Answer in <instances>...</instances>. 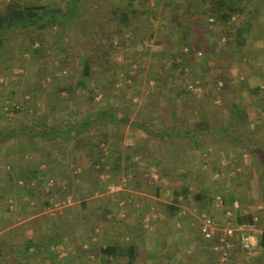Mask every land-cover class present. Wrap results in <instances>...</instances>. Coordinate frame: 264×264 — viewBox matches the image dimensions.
Segmentation results:
<instances>
[{"label": "crops", "instance_id": "0c3cea01", "mask_svg": "<svg viewBox=\"0 0 264 264\" xmlns=\"http://www.w3.org/2000/svg\"><path fill=\"white\" fill-rule=\"evenodd\" d=\"M197 11L193 8L191 12ZM238 19L235 17L234 22ZM203 28L194 36V48L202 53L204 61L209 56L208 70L211 71V61L231 57L226 50L227 34L219 25ZM253 39L249 52L232 64L230 104L210 106L201 101L197 108L195 104L192 106L200 116L205 110L209 112V129L193 139L183 140L172 150L157 152L152 141L140 130L141 122L135 117L127 124H119L117 134L109 129L111 125L102 128V133L108 134L109 142L115 144L114 152L105 151L113 161L110 159L106 163L107 160L102 159L105 163L102 176L110 178L106 187L103 183L104 193L94 185L83 196L84 200L76 201L54 215L42 217L43 220L37 214L53 205L46 202L35 208V200L24 198L23 188H31L35 182L29 181L28 172L25 177L21 171L38 170L45 175L56 173L59 178H67V172H72L73 176L83 174L89 166L86 163L81 166L76 160L65 164L62 148L47 139L37 140L40 142L38 151L44 150V156L40 153L44 160L24 163L22 168L20 160L24 157H19L14 165L19 170L14 177L15 183L6 191L9 211H2L0 217V247L6 242V249L0 248V264H126L124 259L103 257L98 250L129 244L136 247L135 264H215V259L222 264H264L261 243L264 235V26ZM257 87L262 91L256 96ZM108 93L105 92L106 97H109ZM202 94H199L201 98ZM109 107L117 106L99 105L92 111L96 115ZM68 108L56 104L46 106L45 110H40L46 119H39L35 124L41 128L63 129L80 122L81 119L75 118L78 109ZM185 111H188V105ZM198 121L200 119L191 114L185 129ZM14 125L21 129L29 125V121L21 120ZM89 130L81 134L100 140L102 135L98 131ZM127 141H132L134 146L127 149ZM16 142L26 144L29 137L24 134L11 143ZM46 145L49 151H46ZM177 177L179 180L174 179ZM125 179L128 180L126 184ZM113 186L119 190L112 193L110 188ZM186 190L187 197L176 196ZM198 196L201 198L197 199ZM248 214H253L259 221V231L252 237L255 255L247 257L244 254L240 233L236 232L234 248L227 262H223L218 249L221 228L236 224L239 215ZM206 216L215 219L219 227L212 241L201 235ZM51 222L55 225L52 230ZM59 244L70 248L64 262L59 261L58 254L52 250Z\"/></svg>", "mask_w": 264, "mask_h": 264}, {"label": "trees", "instance_id": "16d2710c", "mask_svg": "<svg viewBox=\"0 0 264 264\" xmlns=\"http://www.w3.org/2000/svg\"><path fill=\"white\" fill-rule=\"evenodd\" d=\"M186 3L190 4L186 6ZM93 5L88 4L86 0H66L64 9L46 2L33 5L8 3L5 9L0 11V63H2L7 51L9 49L12 51L11 38L13 34L20 36L27 30L32 34H42L54 28H58L60 32L63 30L65 32L64 28L73 27L77 21L84 18L81 11H97V26L90 29L93 49L88 48L83 54H80L72 48L75 51L73 53L74 58H71L70 55H66L59 61L53 58L52 67L54 70L57 68L63 71L70 70V72H65L66 83L63 86H58V97L55 104L61 103V99H64L61 96L67 94L65 99L67 102L71 101H69V107L75 108L77 103H75L74 97L76 95H90L94 100L97 95L95 94L96 87H91L90 83L96 82L93 83L94 86L100 85L96 77L99 71L107 75L111 73V76L127 71L124 68L126 63L120 64L118 61L122 54V46H126L122 44V39L125 36L136 47L143 48L145 42H153L154 45L162 47V51L155 53V56L162 62L157 66V70L152 72V75L158 77L159 80L155 83L157 84L155 89L149 93L144 107L136 115L138 118L141 114L145 116L144 120L138 119L141 122L140 130H143L148 139L152 141L153 148L157 152L172 150L183 140L193 139L203 130L209 129L207 126L209 112L205 110L203 116H200L192 107L194 106L192 101L196 99L193 94H199L191 89L184 87L175 89L171 86L173 84L177 86L181 82V78L188 75L189 59H193L198 53L194 48L195 34L199 35L205 29L203 27L211 25H219L223 33L226 32L225 34H227L226 50L231 57L211 61L213 66L210 67V70L213 75L210 74L205 78L201 76V83L193 84L196 87L202 86V98L205 96L207 98L216 97L218 104L222 107L227 103L230 104L228 94L232 88V64L247 53L253 38L258 37L264 26V0H116V2H106L105 10H102L96 1L93 2ZM198 7H200L199 11H197ZM193 8L197 12H191ZM103 11L108 12L104 13ZM155 11L162 12L163 15L160 20L156 18ZM235 17L239 18L236 22H234ZM211 19L214 22H209ZM153 20L158 23L163 32H167L161 40L156 39ZM118 39L120 44L115 43ZM30 53L37 56L41 50L31 49ZM146 54L148 51L143 52L144 56ZM123 55L128 58L126 53ZM209 61L210 58L207 56L205 63ZM74 63L77 64L73 65ZM126 65L131 66L133 63ZM111 78L108 75L107 81H110V84H115ZM132 78L135 79V77ZM206 78L212 79L208 83ZM261 91L262 89L257 87L254 95H259ZM162 98L165 99V102L167 101L166 104L162 103ZM187 105L188 117L185 114ZM4 108L0 104V120H2V114L5 115L11 110L20 113L19 108L9 107L7 110ZM67 109L69 108L67 107ZM119 112L118 107H109L96 115H92L90 112L85 115L79 113L75 118L81 119V121L68 125L66 128L63 127V129L57 127L41 128L34 122L18 129L16 125L9 123L0 129V164L15 169L14 165L18 154L37 152L40 144L37 140L45 141L47 139L65 151L64 159L67 164L73 160L81 163L84 160L89 161L90 169L84 170L83 174L76 175L75 179L99 178L104 173L105 168L102 159H106V163L112 159V157L109 158L105 155V151L107 149L110 152L115 151V144L109 142L108 134L102 133V128L111 125L112 128L109 129L112 133L117 134L119 124H127L131 120V114ZM191 114L196 119H200V122L198 121L191 128L185 129ZM88 128H90V132L98 131L102 135L100 140L95 141L93 136L81 134L86 132ZM24 134L29 137L28 145L22 142L11 143ZM73 135L74 138H70ZM97 166L99 169H96ZM5 167L0 166V208L7 213L9 205L6 202L8 194L6 191L10 184L15 183V178L11 171L6 173ZM27 172L29 173V181L37 182L41 176L38 170L31 169L25 172L21 171V175L27 177ZM164 175L168 177L166 174ZM41 182L44 181L41 180ZM23 191L26 192L29 199L36 196L35 188H23ZM181 194L187 197L188 190L178 193L176 196ZM200 198L201 196L197 197V199ZM254 221L255 216L253 214L239 215L236 224H253ZM261 243L264 249V235ZM3 248L6 249L4 246ZM98 253L103 257H111L115 260L124 259L127 261L126 264H135L137 260L136 247L133 244L101 248ZM214 263L222 264L217 259Z\"/></svg>", "mask_w": 264, "mask_h": 264}, {"label": "rangeland", "instance_id": "374dc122", "mask_svg": "<svg viewBox=\"0 0 264 264\" xmlns=\"http://www.w3.org/2000/svg\"><path fill=\"white\" fill-rule=\"evenodd\" d=\"M88 4L93 5V2L96 1L99 3V6L102 10H105V3L106 2H116V0H86ZM48 3L53 6H57L59 8L64 9L66 7V0H0V11H3L8 3H15V4H41V3ZM89 6V5H88ZM85 9V8H84ZM81 15L84 17L81 19V21H77L75 23V26H67L65 29V32H60L58 28H54L53 30H49L46 33H39V34H32L28 30L23 32L22 35H15L13 34V37L11 38V47L12 51L9 49L7 51V54L2 60V63H0V104L2 107L7 110L9 107H15L16 109H20V113H15V111L11 110L10 112H7V114H2V120H0V129L4 128L5 126L10 124H15L16 122H21V120L29 121V124H32L33 122L36 123L40 120H44V113L40 110H45L46 106L54 105L56 102V99L58 97V86H63L67 79L64 78L65 72H70V70L63 71L61 69H55L52 67L54 64L53 58L56 60H62L66 55H70L71 58L73 57V53L76 51L77 53L83 54L85 50H88V48L93 49V42H92V36L90 34V29L92 27L97 26V11H81ZM104 13H107L108 11H103ZM156 18L160 20L162 17L161 11H155ZM87 16V18H85ZM66 19V18H65ZM157 21V20H156ZM154 26L153 30L156 32V39L161 40L163 39V36L167 33L163 32L158 23L154 20L152 21ZM85 30V31H84ZM220 35V33H217ZM117 44H120L119 39L116 40ZM122 44H125L126 46L121 48L122 54L119 56L118 61L120 64L123 63H133V65L129 66L126 65L124 67L127 71L122 72L118 75L111 76V73L109 77L112 79V81H115V84H110V81H107V74L99 71L97 73V80L100 82L99 86H94L96 83H90V86L95 88V94H97L94 98L90 95H76L74 97L75 103H77L75 109H78V113L81 114H88V112L94 110L93 108L99 107V105H105L109 106V104L116 105L118 109L120 110L119 113H128L131 114V119L144 120V115L141 114V116L138 118L136 115L138 114V111H140L149 96V93L155 89L157 81L159 80L158 77H155L152 75V72L157 70V66L159 63L162 62L161 59H159L157 56H155V53H159L162 51V47L156 46L153 44V42H145L144 47H136L132 41L129 40L127 36H125L122 39ZM139 44V43H138ZM143 45V44H142ZM74 48V50L72 49ZM148 50H145V49ZM31 49H40L41 53L39 55H32L30 53ZM143 49V50H142ZM222 49H224L222 47ZM144 51H148V54L146 56L143 55ZM249 50L247 51V53ZM124 53L128 55V58L124 57ZM223 53H225L223 51ZM246 53V54H247ZM264 53V51H263ZM226 54V53H225ZM203 60L202 53L199 54V52L195 55V57L192 59H189V67L188 75L181 78V82L177 84H173L175 89H181L182 87L186 89H190V86H193V84H199L201 83V76L207 77L208 75H213L212 71L208 70V63H205ZM224 57H221V59ZM226 59V58H224ZM211 65H213L212 62H210ZM77 63H74L73 65H76ZM51 65V66H50ZM7 68V69H6ZM10 68V69H8ZM46 70V73H45ZM46 76V77H45ZM215 76H217L215 74ZM132 77H135L133 79ZM214 78V77H212ZM207 79V82L209 83L212 79ZM184 79V81H182ZM59 80V81H58ZM197 94L203 93V88L200 86H197ZM108 91V96L105 97V92ZM195 92V91H194ZM196 96V99H193V103L195 104V108H197L199 105H201V101L203 103H207V105H214L217 104V98L211 97L207 98H201V96L193 94ZM68 95L63 94L61 97H64V99H61V103L56 104L58 106H64L69 107V101L67 102V99H65ZM193 96V97H195ZM97 98V99H96ZM49 99H51L49 101ZM73 99V100H74ZM106 99H109L107 101ZM246 99V98H245ZM111 100V101H110ZM247 100V99H246ZM54 101V103H53ZM71 102V101H70ZM248 102V100H247ZM162 103L166 104L165 99L162 98ZM196 103H198L196 105ZM212 103V104H211ZM90 105V106H89ZM27 110H30L28 113ZM37 110V111H36ZM40 111V112H39ZM84 111V113H83ZM189 111V110H188ZM185 112L187 113L189 112ZM130 112V113H129ZM95 113L92 111V114ZM226 116V114L224 113ZM89 116V115H88ZM41 117V118H40ZM188 117V115H187ZM64 117L60 118L63 119ZM227 119V117H225ZM40 119V120H39ZM66 120V119H65ZM28 145V143H26ZM127 145V146H126ZM126 148L128 149L130 147H133L134 144L132 141H127ZM51 144L49 145V147ZM17 147V146H16ZM178 147V146H176ZM46 151H49L48 146H45ZM50 149H53L50 147ZM130 149V148H129ZM42 150V146H41ZM42 151L32 152V153H23L18 154L17 160L19 157L23 156L24 160L21 161L22 168L24 167V163H35L39 161H43L44 158H41L42 155L44 156V150L42 152V155L40 154ZM22 157V158H23ZM21 159V158H20ZM16 160V161H17ZM46 160V159H45ZM33 161V162H32ZM37 162V163H38ZM63 162L66 161L63 159ZM50 163V161H49ZM51 163L54 164L52 161ZM87 164V166L90 167L89 161L85 160L81 164ZM60 164V161L58 162ZM85 164V165H86ZM1 167H5L4 164H0ZM6 168V173L10 172L12 173L13 177H16V173L19 171L18 168L13 169L12 167ZM21 168V169H22ZM90 169V168H89ZM24 170V169H23ZM68 170V168H67ZM8 171V172H7ZM41 176L37 182L34 183V186L32 188H35L36 190V196L33 197L32 201L35 200L36 207L43 206L46 202L50 203L52 206L51 209L46 208L43 211H40V214H37L40 216V219L42 217H48L49 215H54L55 212L58 210L71 206L74 202H80L83 199V196L91 190L94 185L98 186V190L105 191V187L107 186V181L109 179H105V176H100L99 178H81V179H75L71 175L72 172H67V178L65 177H58L57 174H53L51 176L45 175L40 173ZM19 177V176H18ZM64 178V179H63ZM114 178V177H113ZM176 180H179V178H174ZM44 181L41 182L40 181ZM62 180V181H60ZM25 183L24 179H21ZM63 181L67 182L63 183ZM52 183V184H51ZM75 183V184H74ZM103 183L105 187L103 186ZM52 185V186H51ZM66 187V190H63V188ZM30 189V188H27ZM104 193V192H103ZM23 194L25 195V199H28V196L25 191H23ZM93 201H96L94 199ZM92 205V204H91ZM33 210V209H32ZM2 211L4 209L0 208V217H2ZM35 211V210H33ZM65 212V211H64ZM36 213V212H34ZM28 215V213L26 214ZM52 217V216H51ZM43 220V219H42ZM41 220V222H42ZM54 221V220H52ZM47 225V224H46ZM52 228L55 226L51 222ZM41 227H43V224H41ZM40 227V228H41ZM71 227V226H70ZM68 227V228H70ZM6 242L3 243V246L5 247ZM1 244V247H3ZM54 253H57L59 256V261L64 262V260L68 257L67 253L70 252V248H68L66 245L59 244L57 246H54L52 248ZM66 261V260H65ZM96 264V263H95Z\"/></svg>", "mask_w": 264, "mask_h": 264}, {"label": "built area", "instance_id": "2783aa9c", "mask_svg": "<svg viewBox=\"0 0 264 264\" xmlns=\"http://www.w3.org/2000/svg\"><path fill=\"white\" fill-rule=\"evenodd\" d=\"M192 91L197 92L198 87L190 86ZM128 182L127 179L124 180V184ZM52 184V183H51ZM52 186V185H51ZM119 187L113 186L110 188V191L117 192ZM219 203L222 204V200L219 198ZM259 221L256 219L253 224H243V225H228L221 228V236L219 238L218 246L221 250V260L224 262L231 250L234 248V237L235 233H240V247L243 250L244 254L247 257H253L255 255V250L252 244L253 234L259 231ZM219 227L215 219L212 217H205L201 225V235L209 241H212L216 238V234ZM264 232V229H263Z\"/></svg>", "mask_w": 264, "mask_h": 264}]
</instances>
